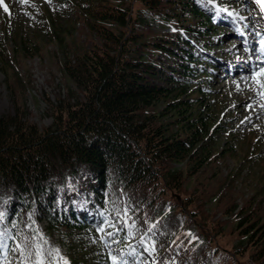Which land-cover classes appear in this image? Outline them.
<instances>
[{"label":"trees","instance_id":"obj_1","mask_svg":"<svg viewBox=\"0 0 264 264\" xmlns=\"http://www.w3.org/2000/svg\"><path fill=\"white\" fill-rule=\"evenodd\" d=\"M68 1L72 18L63 20L58 30L47 25L41 37L61 48L59 67L68 78L67 95L57 97L55 104L47 100L53 118L48 127L27 121L25 109L19 108L23 105L18 94H25L32 82L6 67L0 47V61L11 71L7 81L15 107L0 117V249L14 250L12 241L25 234L24 224L32 216L46 223L49 234L57 232L69 240L70 247L77 239L83 245L93 241L91 256L82 261L72 256L71 264H110L104 248L121 239L136 256L144 246L152 261L194 264L193 251L201 238L193 236L191 243L182 240L170 248L172 237L160 232L169 212L158 208L169 195H182L187 179L205 175L207 167L228 152L219 143L225 126L215 127L203 107L209 106L205 99L212 58L201 50L208 52L213 45L211 1L231 8L235 4ZM134 1L141 4L135 15ZM145 14L154 22L159 17L164 21L154 26ZM76 24L84 26L90 47L77 39ZM31 41L20 37L17 49L22 56L42 54L40 42ZM194 194L176 208L183 213ZM230 207L232 215L237 206ZM92 220L103 221L102 244ZM111 223L120 229L110 228ZM236 230L242 238L236 256L246 258L243 264H264L261 203L247 202L238 211ZM225 257L231 261L214 249L212 264Z\"/></svg>","mask_w":264,"mask_h":264},{"label":"rangeland","instance_id":"obj_2","mask_svg":"<svg viewBox=\"0 0 264 264\" xmlns=\"http://www.w3.org/2000/svg\"><path fill=\"white\" fill-rule=\"evenodd\" d=\"M232 2L242 7L246 20L244 28L250 34L249 37L264 41V25L261 18L263 7L256 0ZM5 6L7 12L4 11ZM239 6H235L237 13L240 12ZM140 8L141 4L134 1V15ZM72 16L71 3L68 0H3V3H0V47L6 53L3 60L6 67L31 80L32 86L25 94H18L19 104L23 105L19 108L25 109L27 121L42 129L48 127L53 119L47 100L55 104L57 97L67 95L68 78L59 67L63 60L61 48L48 39L42 41L41 37L45 35L47 25L58 30L63 20ZM219 21L221 23L213 24L217 30L210 37V43L214 44L212 54L218 61V67L208 73L210 80L205 101L208 100L209 106L203 107L213 118L215 127L218 124L225 126L221 127L223 133H219V143L221 147L227 148L228 152L211 163L205 175L187 179L182 195L177 192L173 193V196L169 195L158 208L161 213L169 212L160 232L172 237L170 248H177L178 245L175 244L182 240L191 243L193 236L201 238V243L193 251L197 259L194 264H212L216 248L231 257V261L225 257L219 264H243L246 258L235 254L236 250L241 248L242 239L236 230V214L247 202H253L254 206L261 203L264 208V95L261 94L264 89L257 85L255 73V78L246 85L244 68H251L247 64L251 59L249 50L241 36L237 35L236 26L223 23L227 21L225 19ZM75 34L81 44L91 46L82 24H76ZM21 36L30 38V45L39 41L38 46L42 47V54L34 56L30 51L26 56H22L17 49ZM7 74L11 75V71L7 73L3 62L0 61V117L12 113L15 109L12 85L7 81ZM212 173L216 176L206 179V176ZM221 182L222 191L218 194ZM191 193H195V199L186 205L182 213L176 206L183 204V199L192 196ZM219 195L220 203L217 201ZM173 205L175 209L171 207ZM232 205L237 207L230 215ZM81 213L86 215L85 212ZM105 217L107 221L111 219L108 212ZM100 221H97V224H100ZM24 226L25 234L14 238L12 242L16 247L3 254L0 264H38L41 259L44 264H64L65 260L71 264L72 256L80 261L91 256L90 244L93 241L87 240L86 245H83L77 239L70 247L71 243L67 242L69 240L57 232L49 234L46 223L32 216ZM110 228L118 230L120 226L111 223ZM101 231L102 228L96 226V240L102 244L104 235ZM122 243L121 239L104 248L110 258V264H155L150 260L153 257L150 258L149 253L143 249L144 246L140 249L141 255L133 258L128 247L120 245Z\"/></svg>","mask_w":264,"mask_h":264},{"label":"snow or ice","instance_id":"obj_3","mask_svg":"<svg viewBox=\"0 0 264 264\" xmlns=\"http://www.w3.org/2000/svg\"><path fill=\"white\" fill-rule=\"evenodd\" d=\"M256 2H257L258 4H260L262 7H264V0H256ZM0 3H3V0H0ZM4 11H5V12L8 11L7 6L4 7ZM225 11H226V10H225ZM261 43L264 44V41H261ZM255 76L257 77V79H256V83H257V85H258L260 88L264 89V82H262V81L259 79V77L264 76V67H261V68L257 69L256 72H255ZM261 94L264 95V93H261ZM113 259H115V258H113ZM38 264H44L43 259H41V260L38 262ZM64 264H68V262L65 260V261H64Z\"/></svg>","mask_w":264,"mask_h":264},{"label":"bare ground","instance_id":"obj_4","mask_svg":"<svg viewBox=\"0 0 264 264\" xmlns=\"http://www.w3.org/2000/svg\"><path fill=\"white\" fill-rule=\"evenodd\" d=\"M245 50V49H244ZM239 55V54H238ZM244 61V60H243ZM242 64V63H241ZM244 71L246 72V75L244 76V81L246 83V85L248 86L249 83H251V80H253L254 77V73L256 72V69H254L253 71H251V69H245ZM233 78V77H232ZM255 78V77H254ZM260 80L264 81V76L259 77ZM233 80V79H232ZM231 84V83H230ZM258 99V98H256ZM262 110V109H261ZM258 113V112H257ZM262 113V112H261ZM19 235V234H18Z\"/></svg>","mask_w":264,"mask_h":264}]
</instances>
